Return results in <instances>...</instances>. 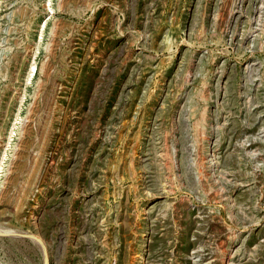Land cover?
Returning a JSON list of instances; mask_svg holds the SVG:
<instances>
[{"label":"rangeland","instance_id":"1","mask_svg":"<svg viewBox=\"0 0 264 264\" xmlns=\"http://www.w3.org/2000/svg\"><path fill=\"white\" fill-rule=\"evenodd\" d=\"M0 264H264V0H0Z\"/></svg>","mask_w":264,"mask_h":264}]
</instances>
